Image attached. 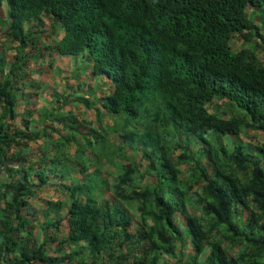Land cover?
<instances>
[{
    "label": "trees",
    "instance_id": "obj_1",
    "mask_svg": "<svg viewBox=\"0 0 264 264\" xmlns=\"http://www.w3.org/2000/svg\"><path fill=\"white\" fill-rule=\"evenodd\" d=\"M2 3L10 19L6 36L17 44L11 78L23 69L27 49L34 45L33 33L25 31L24 25L51 16L65 32L56 45L58 54L87 53L93 74L112 82L113 93L104 103L107 113L124 116L125 127L132 122L142 125L119 139L139 148L142 160L159 180L139 189L132 184L134 168L126 166L114 185L115 204L105 208L95 206V180L64 187L66 203L47 205L55 213L67 209V232L59 242L49 239L60 247L48 255L44 243L38 245L28 237L29 221L34 218L28 199L45 182L39 174L38 184H32L28 170L13 168L21 161L19 155L11 156L12 150L27 146L37 136L27 132V122L20 124L23 131L16 124L15 84L4 76L5 60L0 57V264H160L162 256H175L179 243L181 233L172 221L175 214L184 218L193 250L185 264H194L212 231L186 213L184 196L190 188L180 189L177 178L178 165L185 163L192 165L190 182L202 185L203 214L225 228L228 243L247 245L255 253L243 255L251 258L247 264H264V223L256 236L248 232L249 226L239 228L233 221L240 208L249 212L253 222L264 218V65L252 51H233L230 46L234 37L244 39L251 33L264 44L250 13L256 10L264 16V0ZM215 100L228 102L246 119L223 120L210 113L208 105ZM242 125L262 135L256 156L240 143L231 152L219 143L221 137L238 136ZM190 139L202 145L200 154L212 163V176L183 145ZM248 164L250 178L242 182L237 173ZM122 203H137L141 220L134 230ZM146 216L152 221L150 229L144 226ZM62 221L58 218L53 224L57 233ZM176 263L183 264L182 259ZM202 264H234V260L221 243H212Z\"/></svg>",
    "mask_w": 264,
    "mask_h": 264
},
{
    "label": "crops",
    "instance_id": "obj_2",
    "mask_svg": "<svg viewBox=\"0 0 264 264\" xmlns=\"http://www.w3.org/2000/svg\"><path fill=\"white\" fill-rule=\"evenodd\" d=\"M250 13L258 28L264 25L260 12L250 10ZM9 25L8 8L2 3L0 57L5 60L3 74L11 80V63L17 44L6 36ZM24 30L33 33L34 45L27 49L28 58L23 69L12 79L16 89L13 100L18 128L23 131L20 124L27 122V132L37 138L25 147L12 150L11 156L19 155L21 161L13 164V168L28 170L32 184L37 185L35 176L42 174L45 184L35 188L28 199L29 210L34 215L29 221L28 237L47 247L50 238L59 242L67 232L64 219L67 209L55 213L47 205L49 202L66 203L64 187L95 180V206H112L115 204L114 185L124 173L113 174L114 166L119 165L122 170L126 166L133 169V166L122 160L128 156V143L121 141L116 133L106 132L116 124L115 118L104 108L105 99L114 90L112 82L93 74V61L87 53L58 54L56 45L65 32L51 16L43 15L25 24ZM98 142L105 146L99 157L88 151V147L98 146ZM106 142L112 145L107 147ZM84 162L91 165L86 167ZM132 184L137 187L135 180ZM58 218L63 219L59 227L61 233L53 228Z\"/></svg>",
    "mask_w": 264,
    "mask_h": 264
},
{
    "label": "rangeland",
    "instance_id": "obj_3",
    "mask_svg": "<svg viewBox=\"0 0 264 264\" xmlns=\"http://www.w3.org/2000/svg\"><path fill=\"white\" fill-rule=\"evenodd\" d=\"M259 32L262 36H264V25H259ZM254 33L248 34L244 39L239 37H234L233 40L230 43L231 49L233 51H239L241 49H248L254 53V56L258 59L259 63L264 65V51L262 46L264 45L261 40H258L256 42ZM257 47V48H256ZM208 110L210 113H216L218 114L223 120H245L246 117L243 112L238 110L236 107L231 106L226 101H219L215 100L213 103L208 105ZM116 120V124L114 128H108L106 132L110 133H116L118 136L125 133L126 131H132L134 128L136 130H141L142 125L134 124L132 122L131 124L127 125L125 127L124 116L120 117H114ZM263 138L262 135L258 132H254L248 128H246L245 125H242L240 127V132L238 136H225L221 137L219 140V143L221 144V147L226 150L227 152H231L235 145L237 143H240L242 146H244L248 153L252 156H256V150L260 147V144L262 143ZM124 144V143H122ZM107 147H110L112 145V142H106ZM183 145L188 148L189 155L193 159L200 160V165L204 169V171L209 175L212 176L214 174V168L211 162L201 157L200 151L202 149V145L199 143V141H196L194 139L190 140H184ZM104 144L98 142L97 145H93L88 147L89 152L93 154H97V157H99L100 152L102 149H104ZM128 156L126 159H122L125 162H130L131 166L134 168L135 174L133 175L136 186L145 189L146 187H150L157 183L159 180L158 175L149 169L147 164L142 160L140 155L139 148H136L132 146L129 143L127 144ZM111 152V151H110ZM85 158V157H84ZM85 160V159H84ZM93 160V158L91 159ZM127 160V161H126ZM81 164L83 163L82 160H80ZM84 165L86 167L90 166L91 163L84 162ZM179 175L178 178V187L182 190H184L187 186L190 188V190L186 191V194L184 196V202H185V209L186 213L188 215L194 216L197 218L198 222L203 226L205 230L211 229V239L205 242V247L203 248L202 254L198 256L195 260L194 264H202L205 260V256L208 253L209 245L212 243H221L222 248L224 249L227 257L231 260H234V264H247V262L251 261V258L244 257V254L249 253L255 254L254 252H250V248L247 245L244 244H238V245H231L225 240V236L227 235V232L223 226L216 225L213 220L206 217L203 214V207L204 204L202 202L201 198V186L202 185H194L192 182H190V174L192 172V165L191 163H185L178 165ZM122 170L120 166H114V173L115 175L121 173ZM251 174V167L250 164L247 165V169L242 172L237 173V178L245 182L250 178ZM74 183V182H73ZM72 183V184H73ZM141 185V186H140ZM137 203H122L121 206L125 209V211L128 213V217L131 221V230H134L137 226H140V220L141 217L138 215L136 210ZM145 223V229H150L152 226V221L148 216L144 218ZM172 221L174 222L175 229L177 232L181 233L180 236H178L179 243L176 245V251L174 257H165L162 256V260L160 264H178L176 263V260L182 259V263L185 264L189 262L191 255L193 254V250L190 245V241L188 239L187 235V229L185 225V220L180 214H175L173 216ZM234 223L237 224L239 228H243L244 226H249L248 232L250 234L257 236V228L260 224L264 223V218H261L257 222H253L250 218L249 212H247L245 209L240 208L238 213L234 215L233 219ZM177 236V235H176ZM60 247V246H59ZM57 244L49 243L46 247L47 254L51 255L55 253L56 248H59ZM126 247L122 248L123 253L125 254L127 252ZM66 251L68 249L63 247ZM120 252V251H118ZM255 261L260 262V258H254Z\"/></svg>",
    "mask_w": 264,
    "mask_h": 264
}]
</instances>
